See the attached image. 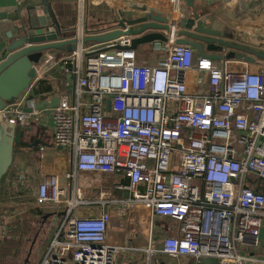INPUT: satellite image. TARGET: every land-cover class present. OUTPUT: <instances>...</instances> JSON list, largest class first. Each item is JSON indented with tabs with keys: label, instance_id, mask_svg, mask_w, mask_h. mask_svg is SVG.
Listing matches in <instances>:
<instances>
[{
	"label": "built area",
	"instance_id": "1",
	"mask_svg": "<svg viewBox=\"0 0 264 264\" xmlns=\"http://www.w3.org/2000/svg\"><path fill=\"white\" fill-rule=\"evenodd\" d=\"M180 1L158 0L173 33H164L170 41L159 45L166 56L153 64L138 61L131 36L83 47L82 15L75 36L58 39H77L76 50L46 53L29 89L2 115L26 125L37 112L28 97L61 66L74 86L53 108L54 145L72 152L74 172L49 175L38 188L39 206L78 207L79 190L68 199L76 172L122 173L129 185L121 189L178 226L158 254L196 264H264V193L247 184L250 176L264 182V69L233 71L229 60L176 44ZM43 30L56 33L54 25ZM189 75L197 76L201 93L189 91ZM69 213L42 264H116L111 214Z\"/></svg>",
	"mask_w": 264,
	"mask_h": 264
},
{
	"label": "crops",
	"instance_id": "2",
	"mask_svg": "<svg viewBox=\"0 0 264 264\" xmlns=\"http://www.w3.org/2000/svg\"><path fill=\"white\" fill-rule=\"evenodd\" d=\"M44 0H0V22L7 15L18 10L26 16L27 7ZM50 3L58 19L62 36L73 38L77 24L83 15L85 32L99 34L114 27L112 22L116 12H153L159 8L158 0H45ZM185 16L187 3L180 1ZM83 11V14H81ZM42 15V12H38ZM217 28L227 27L235 32L236 39L253 47L264 50V0H226L216 13L211 14ZM159 45L158 56L151 58L139 53L140 63H155L156 59L166 56ZM138 48V47H137ZM158 50V49H156ZM58 51V52H57ZM58 57L67 51L57 50ZM60 52L62 55H60ZM196 54H200L196 52ZM206 54H211L206 51ZM233 71L249 70L258 72L264 69V61L247 63L237 59L228 62ZM71 77L64 73L61 66L46 72L38 84L39 100L59 98L73 88ZM188 89L193 94L202 92L197 84V76L189 75ZM35 102V101H34ZM58 101H54V105ZM55 107V106H54ZM45 107L31 115L26 126H35L30 142L39 139L33 148L15 146L13 162L3 177L0 189V264H42L48 254L50 244L65 223L69 210L80 217H96L103 213L111 214L108 227V243L118 248L116 264H196L190 257L177 259L162 256L157 252L164 238L176 236L178 226L168 218L153 216L150 209L133 198L126 187L129 180L122 173L100 174L76 172L69 185V200L77 198L75 190L81 194L80 205L52 204L39 206L37 194L39 185L52 173L74 172L72 152L54 145L53 108ZM250 176L247 184L264 193V184ZM28 198V199H25ZM36 228L35 233L33 234ZM264 256V232L262 234ZM209 263V262H208ZM203 264V263H200ZM210 264V263H209Z\"/></svg>",
	"mask_w": 264,
	"mask_h": 264
},
{
	"label": "water",
	"instance_id": "3",
	"mask_svg": "<svg viewBox=\"0 0 264 264\" xmlns=\"http://www.w3.org/2000/svg\"><path fill=\"white\" fill-rule=\"evenodd\" d=\"M187 3L180 28L174 32L178 45H189L198 53L213 60L237 59L247 63L264 61V50L236 39L235 32L227 27L217 28L211 14L226 0H184ZM41 11L42 15L38 12ZM26 16L18 10L0 22V189L3 177L13 162L15 146L35 147L39 139L30 142L35 126L32 124H10L2 115L5 109L16 103L29 89L36 77L35 65L49 50L72 53L78 45L77 39L58 41L62 36L61 25L52 6L45 0L26 9ZM109 24L114 28L99 34H90L82 40L83 47L112 41L121 36L132 37V48L151 42H169L164 33L171 35L169 19L164 14L153 12H116ZM54 25L56 33L44 35L47 26ZM206 51L211 54H206ZM41 80L38 81V84ZM28 100L35 101V110L54 107V101L39 100L38 89L34 88ZM37 100V101H36ZM110 102L108 101V104ZM27 113L34 109L24 108ZM204 262V261H203ZM202 262V263H203Z\"/></svg>",
	"mask_w": 264,
	"mask_h": 264
},
{
	"label": "rangeland",
	"instance_id": "4",
	"mask_svg": "<svg viewBox=\"0 0 264 264\" xmlns=\"http://www.w3.org/2000/svg\"><path fill=\"white\" fill-rule=\"evenodd\" d=\"M137 49H138L139 53L143 54L145 57L149 55L151 58H154V57L158 56V53H160L159 42L145 43V44L139 45ZM156 49H158V50H156ZM51 51H57V50H49L46 53H49ZM60 55H62L61 52H60ZM159 59H156L155 62L158 61ZM259 182L261 184H264L263 181H259ZM25 199H28V198H25ZM35 231H36V228H35L33 234L35 233ZM173 264H177V263L174 262ZM203 264H209V263H208V261H204Z\"/></svg>",
	"mask_w": 264,
	"mask_h": 264
}]
</instances>
